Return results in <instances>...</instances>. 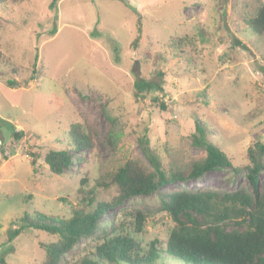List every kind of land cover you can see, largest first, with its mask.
<instances>
[{
	"label": "rangeland",
	"instance_id": "obj_1",
	"mask_svg": "<svg viewBox=\"0 0 264 264\" xmlns=\"http://www.w3.org/2000/svg\"><path fill=\"white\" fill-rule=\"evenodd\" d=\"M262 2L228 0L225 15L216 0H25L0 5L2 70L7 72L0 75V264H40L43 245L57 240L25 228L9 241L24 213L69 219L76 210L90 211L111 201L117 188L98 185L107 184L109 174L126 160L144 157L138 142L144 135L164 167L173 170L204 156L190 138L199 120L234 166L248 164V148L264 142V38L243 18ZM181 37L185 43H178ZM146 53L164 60L155 63ZM34 64L42 78L25 86ZM139 79L161 89L135 98ZM8 80L22 86L11 88ZM94 91L99 97L93 101ZM78 107L94 119L96 148L75 152L71 170L52 175L44 157L51 149L70 147L71 124L84 120ZM105 109L118 120L121 138L115 152L103 143L110 129ZM16 132L24 138L14 137ZM239 183L247 184L245 174L234 176L225 169L162 190L231 191ZM261 184L263 188L264 173ZM91 190L92 204L84 199ZM158 205L157 194L132 198L102 216L96 236L102 238V230L112 226L124 230L121 225L132 220L135 210ZM174 226L168 214H155L137 240L145 248L158 239L164 251ZM99 241L77 244L67 254L68 263L61 264L94 252ZM166 256L158 264H181Z\"/></svg>",
	"mask_w": 264,
	"mask_h": 264
},
{
	"label": "trees",
	"instance_id": "obj_2",
	"mask_svg": "<svg viewBox=\"0 0 264 264\" xmlns=\"http://www.w3.org/2000/svg\"><path fill=\"white\" fill-rule=\"evenodd\" d=\"M24 1L0 0V5H15ZM216 1L225 15L228 0ZM243 21L256 35L264 38V2L253 14L245 16ZM139 39L138 36L133 41L134 46H137ZM180 42L185 43V38L181 37L178 40ZM235 44L246 49L238 39ZM145 57L153 59L155 63L164 60L162 55L152 57L146 53ZM4 62V53L0 48L1 76L7 74L2 70ZM36 67L34 64L33 75L24 83L25 86L30 81L42 78L43 72L36 70ZM17 72V68H12V73ZM8 85L11 88L22 86L17 80H8ZM160 89L159 84L139 79L134 83V97L140 99L144 97L143 93ZM98 97L97 91L91 93L90 98L93 101ZM153 99L162 110L166 109L158 97ZM72 103L75 104L76 101L72 100ZM78 108L84 120L82 123L71 124L67 132L70 147L62 150L51 149L44 157L52 175L60 176L69 172L75 152L92 151L96 148L93 136L98 130L95 128L94 119L85 114L81 107ZM104 116L110 129L103 138V143L115 152L121 138L117 127L118 120L106 109ZM13 136L17 139L24 138L22 132L13 133ZM190 138L192 146L202 150L204 156L189 165L167 170L159 155L151 148L148 137L142 136L138 142L144 157L134 156L126 160L109 174L107 184L98 185H113L117 188V195L111 201L100 202L90 211L76 210L69 219L37 212L24 213L19 219L21 227L10 231L9 241L18 237L25 228L57 236L56 241L43 245L46 253L40 264L68 263L67 254L77 244L90 240H100L94 252H84L73 264H158L163 261L164 255H167L165 260L175 259L181 264H264V187L261 184L264 173V142L258 141L248 148V164L234 166L228 155L210 141L208 128L201 121H195V132ZM32 164L35 165V159ZM225 169H230L234 176L245 174L247 184L239 183L231 191L162 190L167 185L187 183L200 179L208 172ZM85 181L82 179L81 185ZM153 194L159 196V205L155 209H137L131 214L132 220L121 225L124 230L112 226L110 230H102V238L96 236L99 221L107 211L122 207L132 198ZM93 195L94 190H91L84 195V199L92 204ZM159 213L168 214L175 223L165 242L164 251L158 248V239L150 241L145 248L137 240V237L147 233L148 219Z\"/></svg>",
	"mask_w": 264,
	"mask_h": 264
}]
</instances>
